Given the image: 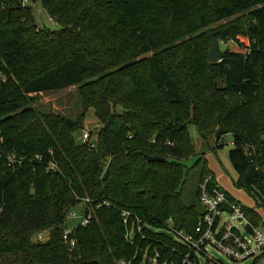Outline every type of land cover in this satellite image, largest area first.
<instances>
[{
  "label": "trees",
  "instance_id": "trees-1",
  "mask_svg": "<svg viewBox=\"0 0 264 264\" xmlns=\"http://www.w3.org/2000/svg\"><path fill=\"white\" fill-rule=\"evenodd\" d=\"M40 3L57 30L41 26L33 6L0 0V264H140L148 246L177 261L185 249L168 231L192 233L202 215L183 201L185 162L197 158L199 183L216 181L189 126L215 137L213 150L233 136L234 187L264 210V0ZM210 34L241 47L220 45L222 60L209 63ZM71 87L80 119L38 109L40 94ZM91 109L95 149L75 137ZM13 153L21 163L9 165ZM85 199L93 219L70 235L72 249L67 215ZM122 211L141 223L135 244L124 239ZM45 231L49 240L38 241Z\"/></svg>",
  "mask_w": 264,
  "mask_h": 264
},
{
  "label": "built area",
  "instance_id": "built-area-1",
  "mask_svg": "<svg viewBox=\"0 0 264 264\" xmlns=\"http://www.w3.org/2000/svg\"><path fill=\"white\" fill-rule=\"evenodd\" d=\"M34 1L38 0H20L23 6H28ZM2 81L5 82V79ZM79 141L95 149L97 138L93 140L92 133L83 131ZM1 144L3 137L0 131ZM244 151L249 158L254 157V148L250 145H246ZM6 158L9 165L21 163L23 160L15 153L7 155ZM51 168L55 169L56 166L52 164ZM198 201L202 215L195 230L192 233L172 229L168 231L174 241L185 249L184 253H174L179 259H166L157 248L148 246L139 252L142 255L140 264H200V258H205L208 263L222 264L209 257L210 250L223 254L230 264H264V233L248 217V206L226 192L218 181H212L211 176L199 183ZM82 204L85 206V212L79 226L86 227L93 219V210L89 206V199L83 200ZM75 218V214L67 215V221ZM121 219L126 230L124 239L130 244H135L136 233H142L139 219L127 211L121 212ZM75 230L76 227L68 228L63 234V240L69 243L72 249L76 241L74 238L71 240L70 235ZM48 240L49 232L39 234L38 241ZM121 264H132V261Z\"/></svg>",
  "mask_w": 264,
  "mask_h": 264
},
{
  "label": "rangeland",
  "instance_id": "rangeland-1",
  "mask_svg": "<svg viewBox=\"0 0 264 264\" xmlns=\"http://www.w3.org/2000/svg\"><path fill=\"white\" fill-rule=\"evenodd\" d=\"M40 1L41 0L34 1L32 4L28 6H33L34 12L41 26H46L52 30H57L59 28L58 25L52 18H49L45 14V12L42 9ZM212 28L215 29V27H212ZM239 41H240V44H242L243 46H247L249 44L246 38L244 37L240 38ZM220 45L222 46L221 47L222 50H223V47H226V46L233 47L234 49L237 46L241 47V45H238L237 43H234L232 41H220V44L218 46ZM38 109L41 112L57 114V115H60L72 121H77L78 119H80L83 113L82 100L80 98V94H79L77 87H71L65 90H61V91L40 94L39 102H38ZM99 129H100V123L97 121L94 115L93 109H91L87 112L84 118L82 131H79L78 133H76L75 137L79 141V138L83 134V131H88L92 133V139L94 140L95 138H97ZM188 130L191 136L192 143L194 147L196 148L197 154L205 155L204 159L207 163V167L209 171L212 173L211 168H213L215 170L217 178H220L221 174H223L224 177L220 178L223 188L227 189V191L231 193L233 192L234 194L235 191L231 190V186L234 189H236L234 187V184L238 180V175L234 171L231 165L230 159H229V152L234 149L233 136L227 135L223 137L222 140L220 141V145H223V147L213 150L212 148L215 147V137H211L208 139V141H205L199 136L198 131L195 126H189ZM196 160L197 158L194 157L185 162L187 168L190 170V174H189L188 183L184 190L183 201L187 207L197 206L198 208H201L199 201L197 199V189L199 185V169L193 170ZM238 191H242V190H238ZM244 193L245 192L243 191L242 193H239L238 195L234 194V196L237 199H239L240 202H243L245 205L249 206L251 204L250 200L252 199L246 193L244 195ZM249 209L251 211H254L257 215H259L264 221L263 219L264 210L261 208H258V206L256 205L254 201L251 204V207H249ZM84 212H85V206L82 203L76 206L75 208H73L69 212V215L71 214L76 215L75 219L68 220L69 228H72V227L77 228L81 224L82 218L84 217ZM259 227L261 231L264 233V222L263 224L261 223ZM49 238H50V233H49ZM163 247H166L169 250L168 246L163 245ZM209 257L221 262L222 264H230L227 257H225L223 254L218 253L215 250L209 251ZM200 264H214V263L213 262L208 263L205 258H200Z\"/></svg>",
  "mask_w": 264,
  "mask_h": 264
},
{
  "label": "water",
  "instance_id": "water-1",
  "mask_svg": "<svg viewBox=\"0 0 264 264\" xmlns=\"http://www.w3.org/2000/svg\"><path fill=\"white\" fill-rule=\"evenodd\" d=\"M209 37H210V45H209V52H208V62L218 63L222 60L223 53L220 50L218 44L214 41L213 34H210ZM147 160L150 163L164 162V159L158 158V157H148Z\"/></svg>",
  "mask_w": 264,
  "mask_h": 264
},
{
  "label": "crops",
  "instance_id": "crops-1",
  "mask_svg": "<svg viewBox=\"0 0 264 264\" xmlns=\"http://www.w3.org/2000/svg\"><path fill=\"white\" fill-rule=\"evenodd\" d=\"M209 162V161H208ZM211 168V167H210ZM211 171H212V174L215 176V178H216V181H218L220 184H221V179L220 178H223L224 176H223V174H221V176H220V178H217L216 176V173H215V170L213 169V168H211ZM221 186H222V184H221ZM223 187V186H222ZM224 190L226 191V192H228L230 195H232L235 199H237L235 196H234V194H239V193H242L243 191H238V190H236V189H234L232 186H231V190H234L235 191V193L233 194V192L231 193V192H229V191H227V189H225L224 188ZM244 195H245V193H244ZM249 198V197H248ZM237 200H239V199H237ZM240 201V200H239ZM251 201V204L253 203V201L252 200H250ZM243 203V202H242ZM244 204V203H243ZM251 204L248 206V205H246V206H248V207H251ZM263 219H264V217H263ZM264 222V221H263Z\"/></svg>",
  "mask_w": 264,
  "mask_h": 264
}]
</instances>
